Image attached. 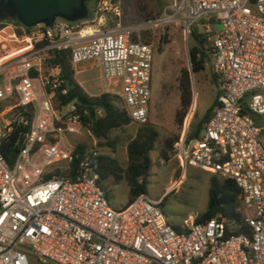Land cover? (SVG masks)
<instances>
[{
	"label": "built area",
	"instance_id": "obj_1",
	"mask_svg": "<svg viewBox=\"0 0 264 264\" xmlns=\"http://www.w3.org/2000/svg\"><path fill=\"white\" fill-rule=\"evenodd\" d=\"M89 14L0 29V58L14 53L0 62V104L16 100L0 114V264H264V0H173L141 23L124 22L123 0H98ZM173 22L187 37L196 26L208 35L217 88L201 135L189 137L188 115L174 156L183 173L236 182L251 235L229 234L222 214L202 222L192 215L178 230L148 194L113 207L97 141L79 150L69 138L94 134L78 98L64 100L69 89L52 53L69 51L75 70L98 66L95 95L118 94L132 123L144 125L156 50L143 32ZM14 131L20 149L11 163L2 149Z\"/></svg>",
	"mask_w": 264,
	"mask_h": 264
},
{
	"label": "rangeland",
	"instance_id": "obj_2",
	"mask_svg": "<svg viewBox=\"0 0 264 264\" xmlns=\"http://www.w3.org/2000/svg\"><path fill=\"white\" fill-rule=\"evenodd\" d=\"M97 1L89 2V13L92 12ZM172 2L173 0H123V20L126 23H141L148 20L149 15H153L150 19H154L161 16ZM140 3L145 6V11L140 9ZM146 31H150L151 41L149 42L154 44L156 50L155 90L149 123L153 124L159 133L154 150L151 152L153 166L149 177L148 195L155 200L164 201L163 209L173 225H183L190 216L197 217L207 209L209 179L212 175L195 169L183 173L175 156H172L169 161H165L161 158L160 152L166 139L181 135L188 115L192 116L191 127H193L203 121L207 109L213 104L217 88L213 79L212 56H210L205 70L191 75L193 103L182 125H179L176 122V112L180 107L178 77L183 69L191 70L190 49L196 44V40L192 34L187 37L182 25L178 22L150 28L143 32V36ZM143 40H145L144 37ZM86 65L88 64H83L81 67ZM79 68L77 67L75 71L76 79L80 85L88 94H99L102 90L100 68L88 66L84 71H80ZM108 88L112 91L119 90L112 85ZM15 101L14 98H11L10 101L0 104V114ZM119 104L123 107L122 100ZM140 126L142 125L131 122L125 129L114 130L110 137L116 143L111 146L100 145V141L95 135L93 138L86 132L82 136L72 135L69 138L73 144L86 146L93 145L96 140L104 155L115 157L123 166H126L128 143L136 136ZM199 175H201L200 179H191L197 178ZM104 186L113 207L121 208L128 203L129 187L125 181L114 184L113 180L109 179L104 182Z\"/></svg>",
	"mask_w": 264,
	"mask_h": 264
},
{
	"label": "trees",
	"instance_id": "obj_3",
	"mask_svg": "<svg viewBox=\"0 0 264 264\" xmlns=\"http://www.w3.org/2000/svg\"><path fill=\"white\" fill-rule=\"evenodd\" d=\"M91 1L93 0H87L88 8L89 2ZM140 9L142 11L146 10L142 3H140ZM148 17L152 18L153 15H149ZM8 23L9 22H0V29L5 27ZM16 24L21 28L20 23ZM207 36L208 35L203 33L197 26L192 31V37L196 40V44L190 49L191 70L183 69L178 77L180 107L176 112V122L179 125H182L183 120L193 103L191 75L192 73L197 74L205 70L206 64L209 61L210 56H212L208 51ZM144 39L147 42L151 41L150 31L144 33ZM50 63L60 66L61 77L65 80L63 86L69 89V94L64 100L70 101L73 98H78L80 108L82 110H88V113L83 117L84 122L99 139L100 145H114L116 141L110 137L111 133L114 130L125 129L132 122L127 111L119 104L122 100L121 97L111 93H102L93 96L88 94L76 79V71L71 63L69 51L53 52ZM216 103L217 94L213 104L207 109L203 121L191 127L189 133L190 138L201 135L204 125L209 120ZM98 109L102 110V116L92 114L93 111ZM258 123L263 124L264 120L258 118ZM158 137L159 133L153 124L147 123L140 126L136 136L128 143V163L126 166H123L115 157L109 155H101L99 157L100 184L105 189L107 196L108 192L104 186V182L109 179H112L114 184H119L123 181L127 183L129 187L128 203L142 194H148L149 177L153 166L151 152L154 150ZM17 139L18 131H14L10 136L9 142L2 149L4 155L11 163L14 162L20 149V144H15ZM178 139L179 135L170 137L164 141V146L160 152L162 159L169 161L172 156L174 157L173 145ZM83 148L84 145L78 147L79 150H82ZM193 169L203 172L196 168ZM200 177L201 175L197 178L191 179L198 180ZM240 193L241 190L234 180L212 175L209 179L207 209L196 217V221L202 222L215 217L218 214H222L227 217L232 224V226H228L229 234L232 232L237 234L246 232L251 235L250 228L246 224L244 214L242 213ZM161 206H164V201L161 202ZM173 226L178 230L182 229V225L175 224Z\"/></svg>",
	"mask_w": 264,
	"mask_h": 264
},
{
	"label": "water",
	"instance_id": "obj_4",
	"mask_svg": "<svg viewBox=\"0 0 264 264\" xmlns=\"http://www.w3.org/2000/svg\"><path fill=\"white\" fill-rule=\"evenodd\" d=\"M88 16L87 0H0V22L27 28L52 26L58 19L78 22Z\"/></svg>",
	"mask_w": 264,
	"mask_h": 264
},
{
	"label": "bare ground",
	"instance_id": "obj_5",
	"mask_svg": "<svg viewBox=\"0 0 264 264\" xmlns=\"http://www.w3.org/2000/svg\"><path fill=\"white\" fill-rule=\"evenodd\" d=\"M11 54H14V53L6 54L4 57L0 58V62H1L5 57L10 56Z\"/></svg>",
	"mask_w": 264,
	"mask_h": 264
},
{
	"label": "crops",
	"instance_id": "obj_6",
	"mask_svg": "<svg viewBox=\"0 0 264 264\" xmlns=\"http://www.w3.org/2000/svg\"><path fill=\"white\" fill-rule=\"evenodd\" d=\"M82 86V85H81Z\"/></svg>",
	"mask_w": 264,
	"mask_h": 264
}]
</instances>
